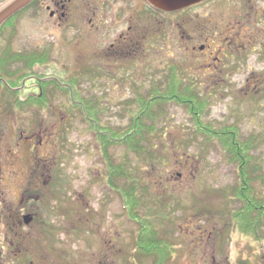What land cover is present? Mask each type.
Here are the masks:
<instances>
[{"label":"rangeland","instance_id":"obj_1","mask_svg":"<svg viewBox=\"0 0 264 264\" xmlns=\"http://www.w3.org/2000/svg\"><path fill=\"white\" fill-rule=\"evenodd\" d=\"M35 2L13 17L15 25L12 18L0 32V54L48 55L37 74L23 69L28 76L12 89L18 92L15 97L0 83V251L5 264H128L149 259L136 252L139 226L109 187L95 133L81 111L72 110L71 100L94 108L95 120L90 121L100 129L121 130L130 126L138 100L148 101L175 87L180 96L186 94L183 102L204 125L216 131L236 126L242 139L255 140L256 162L249 168L260 167L250 174L264 198V44L242 54L235 74L218 78L212 63L192 53L197 43L182 38L187 30L198 40L203 31H193V26L210 25V20L228 16L235 22L236 14L241 15L236 5L212 4L192 18L191 13L145 10L126 0L127 18L119 20L115 9H109L111 0H70L64 18H52L49 3ZM252 3L264 6L258 0ZM177 19L180 30L174 25ZM138 28L146 30L142 37L140 30L134 31ZM131 37L143 47L130 48ZM44 78L59 81L63 91L49 85L41 102L13 105L18 98L39 94ZM189 88L191 93H185ZM161 112L164 118L157 127L162 132L153 136L150 157L129 155L122 146L110 151L117 164L129 158L143 195L138 209L172 244L175 260L166 262L198 264L201 245L212 246L208 253L216 256L213 246L222 243V236L231 247L232 264L246 259L242 251L249 250V242L263 247L264 260L259 216L253 215L254 228L248 232L231 219L241 207L235 196L238 164L226 158L219 141L203 142L186 107L170 101ZM27 214L30 224L22 217Z\"/></svg>","mask_w":264,"mask_h":264},{"label":"trees","instance_id":"obj_2","mask_svg":"<svg viewBox=\"0 0 264 264\" xmlns=\"http://www.w3.org/2000/svg\"><path fill=\"white\" fill-rule=\"evenodd\" d=\"M15 20L13 18L11 22L13 25H15ZM47 56V53L41 55L13 54L12 52L4 55L0 54V78L4 80L1 84H4L6 93L15 97L18 92H13L10 88L13 89L17 85H20L27 78L29 71H31L32 75L37 74L35 70L42 68L45 60L47 61ZM25 68L29 69L28 73L23 72ZM175 77L177 79L176 75ZM52 79L44 78V81H41L42 83L39 85V94L32 95L28 101L41 102L46 99L49 85H54L59 90H62L60 89L62 86L59 81H53ZM165 91L164 94H158V96L148 101L144 99L138 100V109L134 117L132 116L133 119L130 126L121 130L110 128L100 129L97 123L90 121V119L95 120L92 115L93 113L96 115L95 109L75 105V101L70 99L72 110H80L82 115L87 118L86 120L91 127L90 130L95 133V138L102 155V161H104L105 168H107V183L109 187L121 197L128 218L136 222L139 226L134 242L136 252L142 257H153L159 260L161 258L164 262L172 257V244L167 239L160 237L158 228L150 216H145V214H143L144 216L141 215L138 207L143 203V195L140 191L138 177L136 175L134 176V173L130 170L131 163L129 162V158L127 159L128 161L124 162L123 160L122 164H117L112 160L110 151L115 146H122L125 147L129 155L150 157L152 155L153 139L155 138L153 136L162 132L157 127V124L160 119L164 118L161 112V107L164 103L175 101L177 104L186 107L189 111L188 115L193 119L195 131L197 135L203 137V142L210 144L214 141H219L226 158L230 162L238 164L240 180L235 190V196L241 202V207L231 213L234 226L248 232V229L254 228L253 223L255 222V218L253 215L256 214L259 216V227L264 224V198L257 194L253 186L254 175L250 174L258 170V168L260 170V167L257 165L252 167L250 164L251 168H249V163L256 162L255 157L252 155V152L257 148L255 140L253 138L248 141L242 139L239 129L236 126H227L220 131H216L209 125H204L196 115V111L194 114L192 109L183 102L182 98H185L186 94L183 93L184 95L180 96L176 93L178 91H176L175 87L171 86ZM185 93H191L190 88ZM76 96V99H79V96ZM192 96L196 98L195 95ZM18 100L22 101L20 98ZM36 106L43 107L41 105ZM17 107L21 108L20 104ZM154 150L155 148H153V152Z\"/></svg>","mask_w":264,"mask_h":264},{"label":"flooded vegetation","instance_id":"obj_3","mask_svg":"<svg viewBox=\"0 0 264 264\" xmlns=\"http://www.w3.org/2000/svg\"><path fill=\"white\" fill-rule=\"evenodd\" d=\"M2 0H0L1 2ZM37 1H45L49 3V6H47L48 10H51V17L55 18V16L59 15V17L64 18L66 16V9L67 4L70 0H37ZM36 1V2H37ZM111 7L109 6V9L113 11L115 9V17L117 16V19L124 20L127 18V12H129V7L126 6V0H111ZM128 3H131L132 0H127ZM137 2V7L145 8V10L148 9V7L157 10V8H154L152 5H150L147 0H133V2ZM253 0H203L200 3H197L195 5H192L188 8L173 12V13H166L161 10H157V12H160L165 15H180L181 13H191L192 18L195 17L196 13L200 11H209L208 9L211 8L212 4H233L236 5L235 8H237L240 14H236L237 20L231 21L228 19V16H225L222 18V20H210V25L202 26L204 29L200 26H193L195 29L193 31H199L202 30L203 34L201 37L197 40L195 37L190 36L188 34V31L186 30L185 33H187V36L183 35V39L185 37L189 36L190 40H193L195 43L192 46V53L194 55H198V57L203 58L209 63H212V71L215 74H218L219 77H223L226 75H232L235 74L234 70H238V66L240 65L243 58V53H247L250 48H258L262 44H264V6L258 7V5L252 3ZM261 2V4H264V0H258ZM35 2V3H36ZM243 3V4H241ZM34 4V3H33ZM32 4V5H33ZM132 4V3H131ZM246 4V10H243V5ZM31 5V6H32ZM211 5V6H210ZM30 6V7H31ZM29 7V8H30ZM231 9L230 7H228ZM258 8V9H257ZM27 10V9H26ZM24 10V11H26ZM21 14V13H20ZM95 14V13H94ZM60 18V19H61ZM178 18V17H177ZM175 27L177 29H181V23L177 19L174 23ZM130 31L133 29V23L130 26ZM192 27V26H191ZM2 29V28H1ZM0 29V32H1ZM137 30H140L141 33H146L144 29L138 28L134 29L135 33H138ZM184 33V32H183ZM142 37V35H141ZM2 41L4 42V37H0ZM127 41V37L124 38ZM130 48H136L137 46H142L141 44L134 42L133 38L131 37L130 40ZM143 47V46H142ZM264 54V53H263ZM221 75V76H220ZM225 81V79H224ZM4 80L0 78V83H3ZM2 86L4 84H1ZM223 84L214 85L215 86H222ZM12 90V88H10ZM32 101L24 100V101H14L13 105L17 106L19 104H31ZM46 103H50L49 101H46ZM32 199V198H31ZM35 200V199H34ZM30 214L22 216L23 219H25V216H29ZM235 232V229H234ZM233 232V233H234ZM204 237V235L202 236ZM211 237V236H210ZM223 237V236H222ZM221 244H214V254L216 256H210L208 253L212 246H206L201 245L202 252L198 255L199 261L196 263L198 264H232V260L230 261L231 253H230V245L227 243H224L223 238ZM250 248L249 250H243L242 255H247L245 257V260H237L234 259L233 263L240 264L241 262L243 264H264V260L260 257V248L261 245L259 244H252L249 242ZM263 248V247H262ZM261 248V249H262ZM257 252V253H254ZM217 253L219 255H217ZM222 255V260H221ZM219 256V258H218ZM175 257H171L169 262H173ZM4 254L2 253V263H4ZM128 264H170L168 262H164L161 258L159 259H138V260H128Z\"/></svg>","mask_w":264,"mask_h":264},{"label":"water","instance_id":"obj_4","mask_svg":"<svg viewBox=\"0 0 264 264\" xmlns=\"http://www.w3.org/2000/svg\"><path fill=\"white\" fill-rule=\"evenodd\" d=\"M203 0H147L153 7L157 10H161L168 13H173L192 5L200 3ZM35 0H7L5 2H0V29L2 26L12 19L14 16L18 15ZM32 218L30 216H25V223L30 224ZM0 264L2 263V252L0 251Z\"/></svg>","mask_w":264,"mask_h":264}]
</instances>
